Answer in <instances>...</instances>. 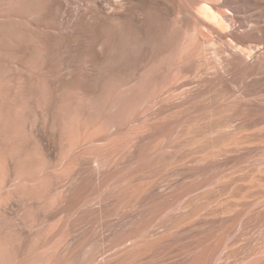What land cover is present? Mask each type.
Returning a JSON list of instances; mask_svg holds the SVG:
<instances>
[{"label": "bare ground", "instance_id": "obj_1", "mask_svg": "<svg viewBox=\"0 0 264 264\" xmlns=\"http://www.w3.org/2000/svg\"><path fill=\"white\" fill-rule=\"evenodd\" d=\"M263 173L264 0H0V264L116 260L126 212L167 236Z\"/></svg>", "mask_w": 264, "mask_h": 264}, {"label": "rangeland", "instance_id": "obj_2", "mask_svg": "<svg viewBox=\"0 0 264 264\" xmlns=\"http://www.w3.org/2000/svg\"><path fill=\"white\" fill-rule=\"evenodd\" d=\"M253 167L255 169L254 165L249 167V172L254 170ZM261 177H262V179L257 181ZM248 178H249V176L246 178L248 181L243 180L244 181L243 185L244 186H250L252 191H259L258 193L261 192L260 195H262L261 197H263L264 196V187H263L264 186V182H263L264 181V173L261 176L260 175L257 176V174L254 176L250 175V178H252V179H250V178L248 179ZM219 179L220 180H217L218 186H217V188L214 189L215 191L212 190L209 192V194L207 193V194H202V195L201 194L200 195L199 194H192V195L188 194V196L185 195L184 199L182 200L183 202H181V204L179 205L180 207H181V205H183L181 208L178 206V208H175V210L172 209L174 211L169 210L170 212H168L169 214H167V216H168L167 217V220H168L167 229H170V226H171V228L172 227H174V228L170 229V231L167 230V236L169 235V232L170 233L172 232L173 235H172V233L170 234V236L172 235V237L168 236L169 237L168 238L165 234L166 231H162L164 229H163V226H161V224H162L161 219L159 218V215L157 214L159 212H158V210H154L156 207L152 208L153 206H150V205L147 206V204H149V203L144 202V204H140L138 206V208L134 211V213H133V215H134L133 222L135 221L134 224L129 223V217L128 216L130 215V213L128 215L127 214L128 212H126L127 216L125 215L126 217H124L122 224H123V232H125V233H126V231H128V232L126 233V238L124 237L125 234L123 236L124 242L121 245V250H120V254H119L118 258L116 260L111 259V258H105V260L104 259L101 260L102 262H100V263L112 264L114 262L116 264H186V263L187 264H193L194 263L193 261H195L196 264H198L199 259L202 257L200 259V262L203 261L204 259L208 260V259L212 258L210 263H214V264H232V263H234V264L239 263L240 264V261H241V263L242 262L246 263L252 257V255L253 254L255 255V253H257V252H259L257 254L263 253L264 252L263 251V249H264V208H263L264 205H262V204H264L263 203L264 201L259 202V204L262 203V204H260L261 206L257 203L260 207L258 209V205H253V203H255L257 201L258 197H260L259 194L258 195L256 194L255 196L254 195L253 196L247 195L248 198H246V195H243L244 190L243 191L240 190L239 192L223 191V188L226 187V184L229 183V179H227V178L222 179L221 177ZM255 179H256V181H255ZM243 181H241V183ZM250 181H253V182H250ZM262 184H263V186H262ZM219 195L220 196L224 195V196H222L223 199ZM209 196H210V198H209ZM232 196H234V197H232ZM211 197L213 198V200ZM243 197H245V198H243ZM215 198H217V199L219 198V199L216 200ZM155 199H157V198L149 196V197H147L146 200H147V202H149V200L154 201ZM223 201H225V203ZM199 202H202L204 204L206 203L205 204L206 206L202 203H199ZM244 202L246 203V205ZM208 203H210V204H208ZM217 204H218V206H216ZM247 204L248 205L252 204V206H250L252 208L248 207ZM230 205L232 207H230ZM149 206L152 208L153 212H152L151 208H150L151 211H149V209H148ZM212 206H213V208H212ZM242 206L244 207V209H242L243 208ZM245 206L247 207V210H246ZM254 206H255V208H253ZM197 208H199V209H197ZM237 208H239V209L237 210ZM147 209H148V211H147ZM194 209H195V211H194ZM200 209H202V211H200ZM204 209H206V210H204ZM235 209H236V211H235ZM252 209H253V211L251 212L250 210H252ZM254 209H255V211H254ZM190 210H192L191 213H190ZM242 210H243V212H241ZM232 211H235V213ZM179 212H181L180 215H179ZM197 212L199 215L197 214ZM151 214H153L154 216ZM187 214H189V216H187ZM195 214H196V216H195ZM152 216L153 217L156 216V217L153 218ZM157 217H158V219H160L159 221L158 220L156 221ZM183 217H185V218L183 219ZM192 217H195V218L197 217V218L195 219ZM150 218H152L149 221L150 224L146 223ZM176 218H177V221H176ZM186 219H187V222H186L187 224L185 223ZM188 219L189 220L193 219L192 220L193 223L190 222L191 220L189 221ZM153 221L156 222L155 223L156 226H155ZM221 221H224V222H221ZM151 222H153V224H151ZM127 223L130 225H128ZM145 223L148 224V226ZM181 223H184V224H181ZM183 225H185V226H183ZM178 226L182 232L179 230ZM175 227H176V229H175ZM144 228H146V230L150 229L148 231V233ZM138 230H139V232H138ZM143 230H145L146 232H143ZM160 230H161V232H160ZM158 231L160 232V234L162 232L163 233L160 235ZM132 234L137 235L136 241H135V238L129 239L132 237ZM150 234L152 235V237ZM141 235H143V237H144V235H147V236H145L143 238ZM164 235L166 236L165 237L166 239L164 238ZM139 236H141V237H139ZM153 236L155 237V239ZM158 236H160V237L158 238ZM161 236H163V237L161 238ZM147 239H149V240H147ZM159 239H161L160 241H162V240L163 241L160 243ZM138 240H140V241H138ZM153 240H154V242H153ZM125 241H126V243H125ZM148 241H150V242H148ZM164 241L165 242L168 241L169 243L167 242L165 244ZM137 242H139L138 245H137ZM150 243L152 245L154 243V245L152 246ZM162 243H163V245H162ZM219 243H221V245ZM167 244H169V245H167ZM150 246H152L153 248H151ZM207 246H209V247H207ZM212 246L214 247V250L212 249L213 248ZM261 246L263 247V249ZM146 247H149V248H146ZM164 247H166L167 249ZM218 247H220L221 249H218ZM150 248H151V251H150ZM156 248L160 249L161 251L157 250ZM143 249L146 252H144ZM162 249L164 250V254H163ZM205 249H207V250H205ZM261 249L263 252H260ZM152 251H153V253H152ZM218 251H220V253H217ZM193 252H195V253L193 254ZM203 252H205V253H203ZM207 252H211V254L207 253ZM206 253L208 254V256ZM212 253H213V255H212ZM130 254H131V256H129ZM137 254H139V255H137ZM202 254L207 256V258L205 256H203ZM217 254L218 255L220 254V255L218 256ZM214 255L216 257V261H215ZM196 256L198 258L200 257L199 259L197 258L198 261L195 258ZM210 256H211V258H210ZM203 257H204V259H203ZM213 258H214V260H213ZM189 259H191V260H189ZM213 261H215V262H213Z\"/></svg>", "mask_w": 264, "mask_h": 264}]
</instances>
